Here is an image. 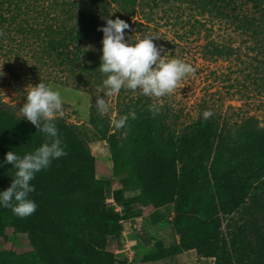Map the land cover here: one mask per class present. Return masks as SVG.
Here are the masks:
<instances>
[{
  "label": "trees",
  "instance_id": "16d2710c",
  "mask_svg": "<svg viewBox=\"0 0 264 264\" xmlns=\"http://www.w3.org/2000/svg\"><path fill=\"white\" fill-rule=\"evenodd\" d=\"M20 1L0 0V30L6 23L16 32L27 33L40 44L45 59L88 87L92 83L102 85L106 78L98 68L103 47L100 29L106 24L105 18L125 20L130 25V30H125V39L131 41L135 32L143 31L146 25L142 21H147L148 10L156 2L42 0L40 8H34L22 6ZM184 1L196 7L198 13L226 23L232 30L250 38L254 44L252 49L264 52V0ZM143 7H148L147 12ZM87 41L93 45L88 46ZM205 48L215 57L233 52L231 46L212 40ZM150 105L153 103L149 99L137 97L125 107L124 115L129 118L123 136L115 130L110 132L107 117L101 116L95 105L89 107V134L54 120L61 146L67 154L53 159L30 182L35 191L29 198L38 206L34 214L19 218L11 208L0 204V236L7 229L16 245L19 235L27 242V249L0 251V264H74L75 261L89 264L88 260H83L85 247L77 238L65 235L55 244L48 238L49 230L59 221L65 227L80 231L91 220L105 225L112 219L110 209L103 207L99 196L102 186L109 180L93 177L92 158L81 135L106 142L113 164L112 175L119 184L118 192H136L130 196V201L156 206L160 199L173 198L177 217L171 227L178 237L177 243L164 245L145 231L136 234L137 242L152 245L156 258L171 257L182 248L219 238L217 210L229 211L242 201L249 189L256 213H261L259 196L264 187L251 181L264 175V128L255 129L246 124L231 132L225 123L216 127L211 120L199 115L176 132L167 122L165 111L161 109L153 116ZM132 112L136 119H132ZM44 142L45 134L38 132L31 122L0 107V192L11 185V175L16 171L11 164L5 163L6 153L14 151L22 157ZM176 163L177 172L174 170ZM146 170L151 171L153 182L148 197L143 194V178L148 177L141 175ZM212 202L217 203L218 209L211 206ZM139 212L137 208L134 215ZM249 215L253 218L256 214ZM4 223L9 225L4 226ZM100 241L103 243L97 238L93 243L96 245ZM247 248L249 246H242L241 254H237L240 261ZM238 259L236 264H243ZM253 264L259 263L255 260Z\"/></svg>",
  "mask_w": 264,
  "mask_h": 264
},
{
  "label": "rangeland",
  "instance_id": "374dc122",
  "mask_svg": "<svg viewBox=\"0 0 264 264\" xmlns=\"http://www.w3.org/2000/svg\"><path fill=\"white\" fill-rule=\"evenodd\" d=\"M155 1L151 10L143 7V10L149 11L147 21H142L146 26L142 32L134 33L133 40L138 35V38L158 36L154 43L162 49L161 55L166 59L182 60L195 69L178 82L171 94L156 98L145 96L139 90L133 92L122 88L119 93L105 97V93L98 92L102 85L92 83L88 87L81 84L76 76L59 71L42 55L37 40L23 31H14L13 26L4 23L0 30L3 33L0 35V70L4 73L0 76V107L21 117L19 109L26 100L28 90L42 81L61 94L63 112L55 120L86 134L90 132L89 107L95 105L99 94L111 105V110L104 114L110 132L115 130L121 136L124 135V127L117 130L112 121L123 116L125 107L137 97L147 98L160 106L170 127L176 132L209 109L213 115L208 119L216 127L223 122L231 132L246 124L255 129L264 128V52L252 49L254 44L250 38L232 30L226 23L198 13L196 7L184 0ZM20 2L22 6L40 8L44 1ZM209 40L223 46L229 45L233 52L228 56H211L205 48ZM87 43L88 46L93 45L90 41ZM81 137L92 158L93 177L109 180L108 184L102 186L99 196L103 207L110 209L112 219L105 225L91 220L80 231L65 227L59 221L49 230L48 238L53 244L61 242L65 235L77 238L85 247L83 260H88L89 264H236L237 254H241L242 246L247 245L249 248L241 261L238 260L243 264H253L255 260L264 264V192L259 196L261 213H256L249 189L242 201L229 211L221 213L217 210L219 238L182 248L171 257L156 258L152 245L137 242L136 234L145 231L153 240H159L164 245L177 243L178 237L171 227L177 217L173 198L160 199L156 206L130 201V196L136 192H118L119 184L112 175L113 164L106 142L84 135ZM177 167L176 163L175 172ZM141 175L148 177L143 178V194L148 197L153 188L151 171L146 170ZM251 182L263 188L264 175ZM171 193L174 194L175 190ZM211 206L218 209L216 202H212ZM137 208L140 212L134 215ZM251 213L256 214L255 217L252 218ZM8 225L4 223V226ZM242 235L246 237L243 239ZM19 237V244L16 245L13 235L6 229L0 236V251L27 249L25 238L22 235ZM97 238L102 239L103 243L100 241L94 245L93 240ZM190 241L193 242L194 238ZM55 248L60 251L57 245ZM74 264L82 263L75 261Z\"/></svg>",
  "mask_w": 264,
  "mask_h": 264
},
{
  "label": "clouds",
  "instance_id": "9594fccd",
  "mask_svg": "<svg viewBox=\"0 0 264 264\" xmlns=\"http://www.w3.org/2000/svg\"><path fill=\"white\" fill-rule=\"evenodd\" d=\"M106 24L100 29L103 32L102 56L99 70L106 76L98 92L106 96H113L126 88L133 92L140 91L149 97L161 98L171 94L178 82L195 69L179 59H166L161 55L162 49L157 48L155 35H146L136 40L125 39V30H130V25L117 17L105 18ZM3 33H0L2 35ZM2 69V68H0ZM4 73L0 70V76ZM100 94L96 96L95 105L101 116L111 110V105ZM21 117L31 122L38 132L45 134V142L31 153L22 157L14 151H8L5 163L12 165L16 171L11 185L0 192V204L11 208L19 218H26L35 213L37 204L29 198L35 191L30 183L35 174L47 168L53 159L67 153L61 146L58 129L54 123L57 115L63 112L62 97L58 90L40 81L28 90L26 100L19 109ZM149 111L153 116L161 111L160 106L150 105ZM213 112L205 110L203 118L207 120ZM132 119L136 114L131 113ZM128 115L120 116L112 121L115 129L119 130L126 125Z\"/></svg>",
  "mask_w": 264,
  "mask_h": 264
}]
</instances>
